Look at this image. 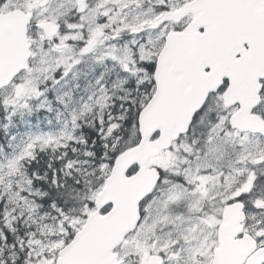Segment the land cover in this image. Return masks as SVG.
Instances as JSON below:
<instances>
[{
    "label": "snow or ice",
    "instance_id": "obj_1",
    "mask_svg": "<svg viewBox=\"0 0 264 264\" xmlns=\"http://www.w3.org/2000/svg\"><path fill=\"white\" fill-rule=\"evenodd\" d=\"M0 264H264V0H0Z\"/></svg>",
    "mask_w": 264,
    "mask_h": 264
}]
</instances>
